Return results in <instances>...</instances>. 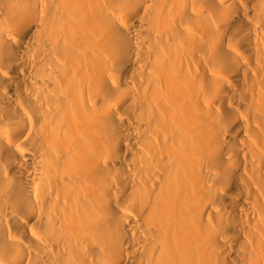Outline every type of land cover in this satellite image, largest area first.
I'll use <instances>...</instances> for the list:
<instances>
[{"label": "bare ground", "instance_id": "obj_1", "mask_svg": "<svg viewBox=\"0 0 264 264\" xmlns=\"http://www.w3.org/2000/svg\"><path fill=\"white\" fill-rule=\"evenodd\" d=\"M0 264H264V0H0Z\"/></svg>", "mask_w": 264, "mask_h": 264}]
</instances>
